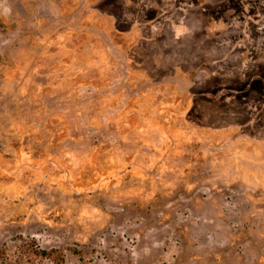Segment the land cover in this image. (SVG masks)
<instances>
[{
	"label": "rangeland",
	"instance_id": "374dc122",
	"mask_svg": "<svg viewBox=\"0 0 264 264\" xmlns=\"http://www.w3.org/2000/svg\"><path fill=\"white\" fill-rule=\"evenodd\" d=\"M264 264V0H0V264Z\"/></svg>",
	"mask_w": 264,
	"mask_h": 264
},
{
	"label": "trees",
	"instance_id": "16d2710c",
	"mask_svg": "<svg viewBox=\"0 0 264 264\" xmlns=\"http://www.w3.org/2000/svg\"><path fill=\"white\" fill-rule=\"evenodd\" d=\"M43 253L50 258H53L55 254H59V256H60L59 264H64V254L62 252H58L57 250H53L50 252L44 251Z\"/></svg>",
	"mask_w": 264,
	"mask_h": 264
}]
</instances>
